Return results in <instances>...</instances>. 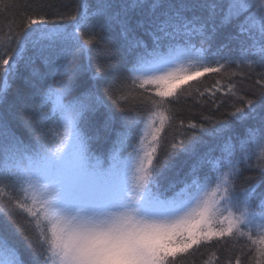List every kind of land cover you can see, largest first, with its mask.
Instances as JSON below:
<instances>
[{
    "label": "snow or ice",
    "instance_id": "obj_1",
    "mask_svg": "<svg viewBox=\"0 0 264 264\" xmlns=\"http://www.w3.org/2000/svg\"><path fill=\"white\" fill-rule=\"evenodd\" d=\"M46 7L0 47V104L15 80L30 88L23 116L0 112V264H176L226 236L264 258V71L254 99L230 86L229 119L188 123L158 159L167 98L220 73L210 57L235 42L229 63L264 69V0H78L54 18ZM147 85L151 96L131 91ZM137 96L153 106L146 120L125 107ZM98 122L115 135L104 158L91 149ZM178 154L191 163L169 180Z\"/></svg>",
    "mask_w": 264,
    "mask_h": 264
},
{
    "label": "trees",
    "instance_id": "obj_2",
    "mask_svg": "<svg viewBox=\"0 0 264 264\" xmlns=\"http://www.w3.org/2000/svg\"><path fill=\"white\" fill-rule=\"evenodd\" d=\"M77 2L78 0H0V42H2L0 47L7 43L9 32L15 33L20 30L26 22L25 18L37 10L36 5H47L48 7L44 11L54 18L58 10H63L61 9L62 4L71 3L75 7ZM226 36L227 30L217 38L214 49L228 43ZM237 46L235 42H232L229 48L221 53L225 59H221L219 56L209 58V63H212V66H215V60H220L221 63L225 64L220 73H205L203 76L187 80L177 88L174 97L167 98L168 108L174 119L166 124L161 134L158 159L164 156L165 149L171 142L184 138V134L191 131L187 129L188 123H201L203 116H212L214 119H229L227 113L232 110L230 106L235 102L231 92L228 91L230 86L234 85L232 91L238 95H246L249 99L255 98L252 93L259 87L256 80L264 69L249 68L244 63L239 65L229 63L226 58L233 55L231 49ZM146 87L149 89L148 92L140 88H132L131 91L134 94L143 93L144 97L151 96V90L155 86L147 85ZM29 92L30 88L25 85L23 80L17 79L12 82L5 100L0 104V112L9 117L23 116ZM123 94V92L118 93V95ZM156 99L159 98L156 97ZM125 107H132L141 120H146L154 111L151 103L139 96L130 102H126ZM116 112L118 115L123 114L120 109H116ZM181 121H183V127L180 125ZM13 124L18 133L27 138V134L20 127L19 121L13 118ZM91 131L95 137L91 142V149L98 156L104 158L111 147V142L115 139V135L106 132L99 122L96 128ZM169 163L173 164L174 167L166 173L167 178L178 180L188 170L191 161L182 154H178ZM254 175H256L255 170L245 172L244 177H241L237 182V187L243 184L245 177ZM5 191L7 192L8 189ZM17 221L31 234V227L27 225L23 215L17 216ZM252 238H257L255 232H253ZM237 259L240 260V264H264V258L257 254V246L253 245L247 236L214 238L210 243L194 246L186 256L177 257L176 264H235Z\"/></svg>",
    "mask_w": 264,
    "mask_h": 264
},
{
    "label": "rangeland",
    "instance_id": "obj_3",
    "mask_svg": "<svg viewBox=\"0 0 264 264\" xmlns=\"http://www.w3.org/2000/svg\"><path fill=\"white\" fill-rule=\"evenodd\" d=\"M151 115H152V114H151ZM151 115H150V116H151ZM156 126H159V121L156 122Z\"/></svg>",
    "mask_w": 264,
    "mask_h": 264
}]
</instances>
